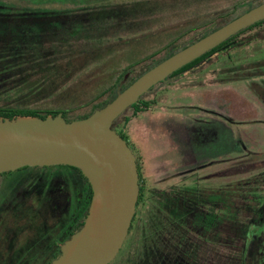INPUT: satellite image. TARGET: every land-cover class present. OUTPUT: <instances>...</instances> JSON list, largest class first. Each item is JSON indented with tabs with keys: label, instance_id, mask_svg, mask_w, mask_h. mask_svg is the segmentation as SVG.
Here are the masks:
<instances>
[{
	"label": "rangeland",
	"instance_id": "374dc122",
	"mask_svg": "<svg viewBox=\"0 0 264 264\" xmlns=\"http://www.w3.org/2000/svg\"><path fill=\"white\" fill-rule=\"evenodd\" d=\"M0 1L12 3L16 8L89 6L93 8L91 22L102 18L101 24L106 23L101 29L86 30L92 39L97 38L98 31L108 35L98 44H90L102 49L97 55L95 52L77 60L87 63L91 59L89 62H92L75 73L69 96L33 105L39 109L53 104L71 105L72 115H81L92 104L106 99L108 93L103 90L128 64L160 51L168 42L178 49L204 30H191L196 21L224 14L236 2L244 6L248 1L257 0H178L182 8L177 13L171 10L166 14L155 12L161 7L170 8L176 0H115L120 3H112L114 7L108 10L98 4L100 0ZM156 14V18H150L145 24L146 19ZM124 20L126 30H123ZM179 34L185 36L174 40ZM243 40L249 42L246 51L252 45H258L260 50L247 54L241 51L237 55L244 57L241 63H236L242 65L240 75L230 77L221 73L227 66L226 55L234 58L235 52L215 54L208 62L156 86L145 95L143 101L151 102L148 109L134 117L131 110L122 114L117 129L138 159L145 189L149 186L163 189L182 181L188 184L192 173L197 184L220 185L227 176L231 179L230 175L238 176L246 168V152H256L264 160V28ZM145 64L135 66L123 79L133 78ZM98 94L100 97L93 98ZM124 119L126 123L122 122ZM28 173L34 176V181L23 179ZM207 174L213 180H203L209 177ZM78 180L76 173L56 169L21 170L0 177V261L3 264L35 262L36 252L47 250L42 244L49 243L51 223L59 221L65 227L69 217L77 216L83 206Z\"/></svg>",
	"mask_w": 264,
	"mask_h": 264
},
{
	"label": "trees",
	"instance_id": "16d2710c",
	"mask_svg": "<svg viewBox=\"0 0 264 264\" xmlns=\"http://www.w3.org/2000/svg\"><path fill=\"white\" fill-rule=\"evenodd\" d=\"M248 2L249 4L244 6L242 2H236L224 14L215 17L211 15L200 22L196 21L199 25L196 24L191 30L202 28L204 30L199 32L197 38L180 48L175 49L172 42H168L160 51L128 64L115 81L103 90L108 93L106 99L92 104L85 114L72 115L74 109H71V105L53 104V107L43 109L33 105L42 100L53 102L69 96L75 73L92 62H89L91 59L87 63L77 60L87 54L92 55L96 52L97 55L102 49L92 47L90 44L96 45L108 35L98 31L97 38L92 39L86 30L91 27L101 29L106 23L101 24L102 18L97 22H91L89 16L93 8L89 6L80 9L16 8L12 3L6 4L0 1V118L31 116L43 119L46 116L61 113L65 122L83 119L93 110L111 101L117 90H123L154 65L252 7L263 3L264 0ZM112 3L120 2L100 0L98 4L105 5L101 6L108 10L114 7ZM131 6L126 9H130ZM180 8L182 6L180 7L176 0L170 8L161 7L155 13L163 11L166 14L171 13V10L177 13ZM156 16L157 14L146 19L145 24L149 23L150 18H156ZM127 27V21L124 20L123 30ZM263 28L264 20L252 24L172 72L165 80L176 79L183 73L208 62L212 55L222 54L228 50L235 52L236 57L231 58L228 54L226 55L227 66L223 67L226 69H222L221 73L230 77L240 75L242 65H236V63L244 60V57L239 58L237 55L241 51L247 54L260 50L258 45H252L253 47L246 51L245 48L249 42L243 39ZM182 36L185 34H179L174 40H179ZM160 53L163 54L153 59ZM262 60H264L263 57ZM141 63H146L145 68L133 78L123 79L131 69ZM233 72L237 73L232 75ZM160 84L163 83H157L149 91ZM145 94L130 107L133 110L132 116L149 108L151 102L141 101ZM95 96L93 98L100 97L99 94ZM120 118L122 116L112 124L111 128L126 141L129 147L121 130L116 129V123L120 121ZM122 122L126 123L127 119ZM134 158L138 174L135 211L123 244L110 264H264V160L262 155L246 152L244 155L246 168L241 170L238 176L230 175L231 179L227 176L223 184H197L192 173L188 177V184L182 181L179 185H170L163 189L151 188V186L148 189L144 188L141 184V168L137 157L134 156ZM54 169L68 170L77 174L83 206L77 216L69 217L65 227H63L65 224L62 225L59 221L51 223L49 246L42 244L47 247V250L44 248L36 252L35 264H49L59 254L60 244L82 225L91 195L86 180L71 167H24L16 171L47 172ZM9 173L0 174V177ZM203 178V180H213L211 176ZM23 179L34 181V176L28 173Z\"/></svg>",
	"mask_w": 264,
	"mask_h": 264
},
{
	"label": "water",
	"instance_id": "95a60500",
	"mask_svg": "<svg viewBox=\"0 0 264 264\" xmlns=\"http://www.w3.org/2000/svg\"><path fill=\"white\" fill-rule=\"evenodd\" d=\"M261 20L264 2L154 65L83 119L65 122L61 113L43 119L0 118V174L24 167L67 166L89 185L82 225L60 244L49 264L112 262L128 233L138 195L135 158L112 124L172 72Z\"/></svg>",
	"mask_w": 264,
	"mask_h": 264
},
{
	"label": "flooded vegetation",
	"instance_id": "af4514ba",
	"mask_svg": "<svg viewBox=\"0 0 264 264\" xmlns=\"http://www.w3.org/2000/svg\"><path fill=\"white\" fill-rule=\"evenodd\" d=\"M168 82V80H166L165 82H162L163 84H166ZM160 85H162V84H160ZM151 91H149L148 93H146L145 95H147V94H149ZM141 101H143V98H142V100ZM127 110H131V112H133V110H132V108H128ZM122 116V115H121ZM118 123V122H117ZM117 123H116V129H117ZM130 148V147H129ZM131 149V148H130ZM132 152V151H131ZM211 172H214V170H212ZM207 176H212V175H208L207 174ZM123 244V243H122ZM113 261V260H112ZM0 264H3L1 261H0ZM22 264H35V262L34 261H29V263H26V262H23Z\"/></svg>",
	"mask_w": 264,
	"mask_h": 264
},
{
	"label": "crops",
	"instance_id": "0c3cea01",
	"mask_svg": "<svg viewBox=\"0 0 264 264\" xmlns=\"http://www.w3.org/2000/svg\"><path fill=\"white\" fill-rule=\"evenodd\" d=\"M132 113V112H131ZM132 117H134V116H132ZM132 119H134V118H132ZM132 121V120H131Z\"/></svg>",
	"mask_w": 264,
	"mask_h": 264
}]
</instances>
